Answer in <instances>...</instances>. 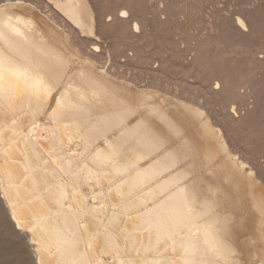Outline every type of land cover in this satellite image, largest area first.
<instances>
[{
	"label": "bare ground",
	"instance_id": "6f19581e",
	"mask_svg": "<svg viewBox=\"0 0 264 264\" xmlns=\"http://www.w3.org/2000/svg\"><path fill=\"white\" fill-rule=\"evenodd\" d=\"M47 1L0 0V264H264L236 53L198 42L197 101L156 79L166 61L141 80L102 60L103 33L146 37L143 0Z\"/></svg>",
	"mask_w": 264,
	"mask_h": 264
},
{
	"label": "rangeland",
	"instance_id": "374dc122",
	"mask_svg": "<svg viewBox=\"0 0 264 264\" xmlns=\"http://www.w3.org/2000/svg\"><path fill=\"white\" fill-rule=\"evenodd\" d=\"M39 1L49 4L47 0ZM115 3L116 0H96V5L106 11ZM142 8L146 19V37L132 38L129 30L122 34L123 39L117 33H103L102 37L109 46L102 60L110 58L117 70L141 80L155 79L151 69L166 61L169 68L164 74H158L156 79L165 84L167 82L166 85L173 88L180 87V83L186 81L192 86L190 96L192 94L195 100L203 101L210 95L204 93V82L196 77L190 67L198 54V42L209 41L224 51L232 49L237 55V60L233 58L234 62L246 77L244 85L240 86L246 99L238 101L237 105L242 109L241 114L248 115L251 137L247 145L264 165V64L263 68L258 69L255 60L250 64L245 60L249 52L264 54V0H143ZM237 10L249 23L250 32H246L247 35L231 28L232 17L228 16ZM116 41L114 49L112 44ZM217 68L223 69V65ZM214 105L213 109L222 107L217 101H214ZM230 107L232 110V105ZM241 141H238L237 148L243 151Z\"/></svg>",
	"mask_w": 264,
	"mask_h": 264
},
{
	"label": "snow or ice",
	"instance_id": "6c2138e0",
	"mask_svg": "<svg viewBox=\"0 0 264 264\" xmlns=\"http://www.w3.org/2000/svg\"><path fill=\"white\" fill-rule=\"evenodd\" d=\"M6 71H11V69H8ZM0 78H2V73H0ZM221 87V85H217V88ZM135 103V101H134ZM235 111L239 112V106H237V108L235 109ZM3 225V217H0V226ZM15 227L20 228L19 224H16ZM0 238H2V233H0ZM21 264H23V262H21Z\"/></svg>",
	"mask_w": 264,
	"mask_h": 264
}]
</instances>
